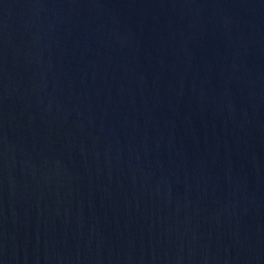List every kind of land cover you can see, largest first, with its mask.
Wrapping results in <instances>:
<instances>
[{
    "label": "water",
    "instance_id": "obj_1",
    "mask_svg": "<svg viewBox=\"0 0 264 264\" xmlns=\"http://www.w3.org/2000/svg\"><path fill=\"white\" fill-rule=\"evenodd\" d=\"M0 264H264V0H0Z\"/></svg>",
    "mask_w": 264,
    "mask_h": 264
}]
</instances>
